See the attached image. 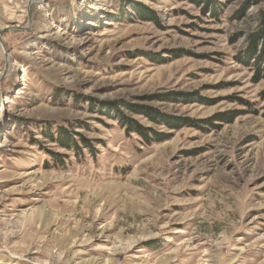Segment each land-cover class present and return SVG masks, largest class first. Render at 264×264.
Wrapping results in <instances>:
<instances>
[{
	"label": "rangeland",
	"instance_id": "obj_1",
	"mask_svg": "<svg viewBox=\"0 0 264 264\" xmlns=\"http://www.w3.org/2000/svg\"><path fill=\"white\" fill-rule=\"evenodd\" d=\"M30 1L0 0V264H264L262 5Z\"/></svg>",
	"mask_w": 264,
	"mask_h": 264
},
{
	"label": "trees",
	"instance_id": "obj_2",
	"mask_svg": "<svg viewBox=\"0 0 264 264\" xmlns=\"http://www.w3.org/2000/svg\"><path fill=\"white\" fill-rule=\"evenodd\" d=\"M179 1H187L201 9V13L203 15L209 14L210 17L218 18L222 12L223 7L227 5L229 2L235 0H179ZM242 11L246 12L248 8L254 7V5H262L260 9L256 12V18L258 21V28L255 32L250 33L247 37V44L244 50V60L242 62L252 65L255 68L256 74L254 77V81H258L263 78L264 73V0H243ZM149 12H147L151 18L156 14L154 10H151L147 7H144ZM251 65V64H250ZM165 124L172 126L174 123L172 121H165ZM133 127V128H132ZM131 129L134 132L138 133L146 143L152 142V140L159 141L154 135L149 133V129L147 127H143L138 123H133ZM157 136V135H156Z\"/></svg>",
	"mask_w": 264,
	"mask_h": 264
},
{
	"label": "water",
	"instance_id": "obj_3",
	"mask_svg": "<svg viewBox=\"0 0 264 264\" xmlns=\"http://www.w3.org/2000/svg\"><path fill=\"white\" fill-rule=\"evenodd\" d=\"M29 6H31V4L29 5ZM30 14V13H29ZM20 27L19 26H9V27H6V28H4L1 32H0V42L2 41V33L3 32H6V31H8V30H12V29H19ZM3 75V74H2ZM2 78V77H1Z\"/></svg>",
	"mask_w": 264,
	"mask_h": 264
},
{
	"label": "bare ground",
	"instance_id": "obj_4",
	"mask_svg": "<svg viewBox=\"0 0 264 264\" xmlns=\"http://www.w3.org/2000/svg\"><path fill=\"white\" fill-rule=\"evenodd\" d=\"M34 2H36V1H35V0H31L29 4H32V3H34ZM9 26H15V24H12V23H11V24H7V25L5 26V28H6V27H9ZM2 29H3V27H1L0 30H2Z\"/></svg>",
	"mask_w": 264,
	"mask_h": 264
}]
</instances>
